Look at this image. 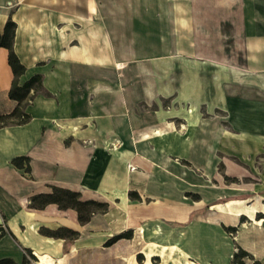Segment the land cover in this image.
I'll return each mask as SVG.
<instances>
[{
  "label": "crops",
  "instance_id": "1",
  "mask_svg": "<svg viewBox=\"0 0 264 264\" xmlns=\"http://www.w3.org/2000/svg\"><path fill=\"white\" fill-rule=\"evenodd\" d=\"M164 13L162 21L168 23L170 14H177L173 18L179 26L177 34L172 38L170 27L164 25L160 29L152 24L134 26L131 37L121 38L122 43L136 46L132 57L118 59L101 54V0H0V28L9 16L16 22L13 47L26 66L21 77L40 73L42 80V89L31 90L25 105L30 119L0 126V224L5 230L0 236V258L9 256L21 262L25 255L29 258L30 249L38 258L36 264H63L83 231L92 227L93 218L110 210L94 213L82 224L74 208L61 209L55 203L29 207L30 195L59 185L78 190L83 198L106 200L109 206L113 198L127 199L130 190L143 189L153 179L148 169L136 171L129 163H145L157 153L156 142L162 137L154 135L162 133L153 126L164 121L161 98L173 95L174 101L189 100L193 107L222 108L226 105L218 93L232 91L235 71L260 77L264 70V0H210L209 6L199 8L179 3L174 8L167 6ZM191 19L194 28L186 26ZM219 22L228 26L222 34L225 42L215 38L221 35ZM157 39L167 47L155 52L152 45ZM110 41L117 43L112 37ZM171 44L176 45V55H170ZM191 58L195 64L188 70L193 77L185 64ZM113 60H121L124 66L113 70L114 78L107 80L101 67ZM158 60L167 64L160 75L154 68ZM171 60L182 62L176 86L170 80ZM238 60H243V66L234 64ZM130 64L135 67L127 68ZM199 69L204 70L200 78ZM12 79L8 48L0 46V113L10 112L17 104L8 94ZM148 101L155 104V108H146L153 109L150 116L157 120L155 124L148 119V111H138ZM20 155L28 156L29 171L26 161L22 166L12 162ZM226 206L228 223L237 224L232 199ZM226 206L220 205L221 213ZM194 216L202 214H189V220ZM224 219L207 218L201 225L217 232V221ZM256 221L263 223L260 218ZM41 225H66L79 234L67 244L65 238L41 233ZM241 240V247L251 254L264 250L259 228L244 231ZM209 245L214 256L206 264H218L217 246L212 241ZM27 264H32L30 258ZM136 264L152 261L147 256Z\"/></svg>",
  "mask_w": 264,
  "mask_h": 264
},
{
  "label": "rangeland",
  "instance_id": "2",
  "mask_svg": "<svg viewBox=\"0 0 264 264\" xmlns=\"http://www.w3.org/2000/svg\"><path fill=\"white\" fill-rule=\"evenodd\" d=\"M179 3L199 8L209 6L210 0H101V54L114 55L118 59L131 58L136 46L122 43L121 38L131 37L132 27L137 25L152 24L159 29L168 26L171 37L176 35L179 26L173 18L177 14H170L169 23L162 20L166 16L165 8H174ZM218 24L222 28L216 41L225 42L222 34L228 26L224 22ZM206 25L209 27L210 23ZM186 26L194 28V19ZM196 26L199 28V24ZM110 37L117 43L111 44ZM154 41L155 52L167 47L158 39ZM176 52V45L171 44L170 55ZM192 59L185 61L187 70L193 69ZM118 61H106L101 67L107 80L114 78L111 76L113 70L123 68L119 66L124 63ZM163 63L161 60L154 62L159 75L167 65ZM169 63L170 80L176 86L182 62L171 60ZM261 63L264 64V59ZM131 64L126 67L134 68ZM234 64L243 66V60ZM203 71L198 70V78ZM188 73L193 77L192 70ZM242 74L235 71L231 92L218 93L226 105L222 108L193 107L189 100L179 103L171 95L161 98L159 108L165 117L158 125L150 116L153 109L146 110L155 108V104L143 102L138 111H148V119L155 124L153 127H158L162 133H155L154 138H162L157 139V153L146 158L145 163L135 162L134 170L148 169L153 179L147 187L135 189L138 197L128 194L125 200L113 198L110 213L97 214L93 218L92 227L83 231L76 241V249L63 264H136L143 263L147 256L152 264H206L207 258L214 256L209 248L210 241L217 246L218 264L223 259V262L229 259L228 264H237L233 253L239 251L244 231L251 233L259 228L264 239V82L256 81L264 80V70L259 78ZM230 199L238 219L235 225L228 223L230 213L226 203ZM220 205L226 206L224 213ZM197 212L202 216L189 220V214ZM218 216L225 219L217 221V232L201 225L207 218ZM259 218L263 219L262 224L257 223ZM128 229H131V237L123 236L107 243L113 235ZM140 254H143L142 260H139ZM28 256L31 263L36 264V255ZM242 260L243 264H253L254 260L264 264V250L260 254L248 252Z\"/></svg>",
  "mask_w": 264,
  "mask_h": 264
},
{
  "label": "trees",
  "instance_id": "3",
  "mask_svg": "<svg viewBox=\"0 0 264 264\" xmlns=\"http://www.w3.org/2000/svg\"><path fill=\"white\" fill-rule=\"evenodd\" d=\"M16 22L11 16L7 18L3 26L0 28V46L8 48V62L13 72V79L9 88V97L15 99L17 104L7 113H0V126L10 123H24L30 119V114L25 110L27 100L31 98V90L36 92L42 89V80L40 73H34L30 77L23 79L21 76L26 70L25 64L20 60L18 54L14 50V36H15ZM23 161H26L25 170L29 171V158L25 155L15 156L12 162L17 166H22ZM131 197H138L136 190H130ZM48 203H55L61 209L74 208L77 212V219L80 223H86L90 220L91 216L97 212H105L109 208V202L106 200H99L95 198H83L78 190L59 185H51L49 191H39L33 193L29 197L28 206L32 208H43ZM234 228V226H230ZM39 231L46 235L54 237L65 238L67 244L76 238L79 231L66 225H59L55 228L41 225ZM5 233L3 225L0 224V236ZM131 229L125 232H120L113 235L107 243H112L120 237H131ZM65 250L66 245H65ZM28 254L34 256L30 249ZM139 260H142L143 254ZM248 255V252L239 248V251L233 253V258L237 264H243V258ZM29 258L26 255L21 262H16L12 257L5 256L0 258V264H27ZM253 264H259L254 260Z\"/></svg>",
  "mask_w": 264,
  "mask_h": 264
},
{
  "label": "built area",
  "instance_id": "4",
  "mask_svg": "<svg viewBox=\"0 0 264 264\" xmlns=\"http://www.w3.org/2000/svg\"><path fill=\"white\" fill-rule=\"evenodd\" d=\"M17 1H19V0H17ZM129 167H131V169L135 168V166L133 164H131V163H129Z\"/></svg>",
  "mask_w": 264,
  "mask_h": 264
}]
</instances>
